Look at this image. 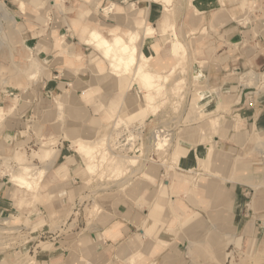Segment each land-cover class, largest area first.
<instances>
[{"label": "crops", "instance_id": "obj_1", "mask_svg": "<svg viewBox=\"0 0 264 264\" xmlns=\"http://www.w3.org/2000/svg\"><path fill=\"white\" fill-rule=\"evenodd\" d=\"M46 2L28 0V5L36 8ZM114 2L135 4L138 8L130 14L131 19L143 23L145 31L163 20L159 6L148 0H65L52 13L54 21L59 18L58 25L46 33H41L37 24L27 25L25 35L14 40L13 61L0 64L4 75L0 78V112L5 114L0 127L3 157L10 158L21 150H39L30 125L45 136L58 137L71 131L94 135L117 110L127 115L143 105L138 85L116 78L110 73L108 59L85 41L92 30L107 28V22L116 33L113 39L122 36L134 45L142 38L140 31L127 33L120 22L98 16V5ZM192 8L202 25L214 31L213 37H203L199 50L206 55L203 63L208 90L204 100L209 101L208 94L216 88L229 111H224L226 120L219 126L215 142L240 161H206L205 165H200L199 158L182 161L185 168L179 170H194L197 186L192 183L189 187L181 176L161 174L156 177L158 184L143 183L128 190L125 197L103 194L97 198L100 212L93 217L91 206H78L74 217L63 224V235L50 236L54 249L36 257V264H184L182 247L193 244L228 245L243 254L257 248L254 252H258V230L264 225V150L260 147L264 144V80L258 77V85L249 87L240 75L258 72L264 77V0H193ZM163 25L157 38L164 34ZM144 28L139 25L136 29ZM155 34L143 38L139 49L158 67L165 63V51H157L160 42L152 37ZM31 58L39 73L36 71L34 78L30 73L18 76L15 67H24ZM124 85H128L130 97L121 96ZM216 110H208V115ZM27 132L32 137L20 140L19 134ZM68 143L62 140L57 146L62 161L56 166L69 168L74 160L81 162ZM33 165L42 167L45 163L34 161ZM53 167L46 178L48 184L56 181L51 178ZM201 167L219 173L211 174ZM5 174L0 175V216L15 218L22 213L19 200L35 196L21 190L22 194L17 193ZM78 181L80 186L82 180ZM51 188L48 185L47 195L54 190ZM72 190L76 195L73 188L69 192ZM69 207L70 203H65L58 211L67 213Z\"/></svg>", "mask_w": 264, "mask_h": 264}, {"label": "rangeland", "instance_id": "obj_2", "mask_svg": "<svg viewBox=\"0 0 264 264\" xmlns=\"http://www.w3.org/2000/svg\"><path fill=\"white\" fill-rule=\"evenodd\" d=\"M64 1L47 0L45 5L31 8L28 5V0H0V7L2 6L9 14L5 16L0 11V64L13 61L15 54V49H13L14 40L18 38V35H23L28 26L37 24L42 31L41 33H46L53 26L58 25L59 18H55L54 21L52 13ZM148 1L159 6L163 19L159 25L149 26V28L154 27L157 30V33H151H156L152 37H158L161 24H164L161 29L164 26H170L166 28L167 30L162 37L157 38L160 42L157 44V46L159 45L157 51H165V60L163 61L165 63L158 67H154V63H151V70L158 73L162 81L157 79L158 88H160L159 91L157 90V95H155L156 91L152 90V94L154 93L153 98H156V101L154 99L151 105L154 108L151 109L146 106L145 96L150 91L147 92V89L144 86L142 87L141 81L134 78L133 75L125 76L121 80H128L133 84H137V92L142 95L143 105L138 110L127 115H121L120 111L117 110L114 117L108 120V124L104 129L95 130L94 135H82V133L78 134L77 131H71L58 137L45 136L37 134L36 127L30 125L28 129L36 134L38 139L36 143L39 150H21L16 152L14 156H10V158H5L0 154V160H2L0 161L1 176H4V173L8 174L10 178L28 176L38 183L36 187L32 188L17 186L12 181L14 188L18 189L16 190L17 193L22 194L21 191H26L34 194L35 197L32 200L30 197L19 200V209L22 210L20 216L15 218L14 216L10 218L0 216V264H36V257H40L42 254L54 249V244L50 242V236L53 233L63 235V224L74 217V211L78 206L86 204L91 206L92 217L100 212L97 198L101 199L103 194L113 192L125 197L128 195V190H132L143 183L158 184L156 177L161 174L166 175V177L181 176L189 187L192 183L195 187L199 182L196 183L197 177L194 175V170L188 172L179 170V168H185L181 165L182 161H192L193 159L199 161V158L203 160L200 165H205L206 161H240L235 159L232 154L225 152L215 142V138L218 136L216 129L218 130L222 122L226 120L223 114L224 111L229 112L228 108L220 100L213 105V109H217L216 114L208 115V110L203 111L202 108V105L207 102L204 100V94L208 90V77L203 63L206 60V55L199 50L200 45L203 44V37H213L214 31L202 25L203 23L198 19V13L192 8L193 0H170L168 4L154 2L153 0ZM112 4L115 5V8L111 12H107L106 8ZM130 4L128 2H125V4L114 2L103 7L98 5L96 12L99 17L103 16L104 20L113 19L120 22L127 33L134 31L142 33V29L137 30L136 28L139 25L144 28L145 25L136 23L130 15L133 14V11L135 13L138 7ZM107 24V28H102L103 31L99 29V32L107 39L112 40L116 33L110 31L111 23L107 22ZM67 30L70 31V27H66ZM141 40V38L137 39L134 45L140 48ZM177 42L181 44V47L179 53L173 54L171 50ZM98 52L102 54L100 50ZM102 56L104 57L103 54ZM29 60L30 62L24 67L20 65L15 67L14 72L18 76L30 73L31 77L34 78L36 71L39 73L40 70L36 61L32 58ZM2 73L3 71L0 70L1 79L4 78ZM252 77L255 79H252ZM258 77L264 80V77L261 74L258 75V72L243 73L240 75V80L244 85L252 87L258 85ZM127 89L128 85H124V93H120L122 97H130V93L127 95ZM216 92L214 90V93ZM156 106L158 109L155 108ZM213 119H216V129L201 134L203 124ZM237 120L236 123H239L240 118ZM3 121L4 118L0 120V127ZM118 121L120 123L117 124ZM134 123L147 127L140 153L115 146V141L120 136V127L122 125L128 127ZM160 128H164L169 132L170 141H166L167 143H163L159 148L155 146L154 133ZM30 137H32L30 132L19 134L20 140L25 138L29 140ZM76 139H84L88 144L97 146L96 152L98 154L95 152V157L90 159L92 162L98 163L96 172H89L88 165L92 162L90 163V160L86 159L87 157L85 158L84 155L77 152ZM62 140H67L70 143L72 153L80 155L81 162L74 160L72 168L63 167V165L56 166L59 161H62L57 148ZM207 145L210 146L211 152L207 149ZM260 147L264 150V144H260ZM184 149L188 153L186 156H181ZM102 153L105 157L102 156ZM133 156H139V158L133 159ZM128 160H135L137 163L133 166L128 165L126 163ZM34 161H42L45 165L37 167L33 165ZM13 162L17 164L14 165ZM118 163L122 164L121 170L116 168ZM52 167L55 168V171L51 173V178L56 181L48 184L46 178L50 173L49 169ZM204 170L211 174L215 172L212 168H204ZM79 178L82 180L80 186L78 184ZM48 185H51L52 190L54 189L51 190V195H47ZM70 188L76 191V195L73 190L69 192ZM78 199L80 202L77 201ZM65 203H70L67 213L58 211ZM54 204L57 206L52 208ZM49 205H52V207H49ZM31 208H33V211ZM76 217H78V214ZM186 224L187 222L184 220L183 226L185 227ZM184 227L183 232L185 234L186 229ZM182 251L184 264H264V225L258 230V252L256 251V253L253 251L251 254H243L239 250L237 251L235 247L228 245L210 247L197 244L184 245Z\"/></svg>", "mask_w": 264, "mask_h": 264}, {"label": "bare ground", "instance_id": "obj_3", "mask_svg": "<svg viewBox=\"0 0 264 264\" xmlns=\"http://www.w3.org/2000/svg\"><path fill=\"white\" fill-rule=\"evenodd\" d=\"M153 1L154 2H159V3L161 2L163 4L170 3V0H153ZM114 8H115V5H111L108 8H106V11L107 12H111V10L114 9ZM154 10H156V9H154ZM0 11L3 12V14H5V16L9 15L7 13V11L4 8H2V6L0 7ZM168 27H170V26L167 25L166 28H168ZM166 28L163 31H161L162 32L161 34L166 32V30H167ZM172 30H173V28H172ZM152 32H157V30L156 29L153 30V28L150 27V28H148L145 31V28H144V31L142 29V34H139V35H142L141 39H143L145 37H148ZM86 39H88V40H85L88 45H93L95 48H97L98 50H100L102 52V54L104 55V58L108 59V61L110 63V68H111V71H112L110 73H112L116 78H122V77H125V76L133 75L134 78H137V79H139L141 81L142 87L144 86L147 89L146 90L147 92H148V90L150 91L145 96V98H146L145 100H146V103H147L146 106L147 107L149 106L148 108L153 109L154 107H152L151 105L153 104V100L154 99L156 101V98H153L154 97L153 96L154 93L152 94V90H155L156 91L155 95H157V92L160 89V88H158L157 79H159L160 81H161V79L159 78L160 75L158 73H155L154 71L151 70V60L152 59L145 57L140 52V49L138 47H136L135 45L129 44L122 36H116L113 40H109L106 37H104L100 32H98L97 30L94 29V30H92L90 32L89 38H86ZM83 43H85V42H83ZM180 47H181V44L179 42L175 43L173 45L172 50H171L173 52V54L179 53L178 51L180 50ZM248 74H250V73H248ZM252 79H255V78L252 77ZM161 89H162V87H161ZM215 90H217V89L215 88ZM216 93L211 91V93L208 94L209 101H207L204 105H202L203 111H207V110L212 109L213 105L215 103H217V101H219V98H218ZM206 95H207V93L204 94L205 97H206ZM155 108L158 109L157 106ZM4 115L5 114H2L0 112V120H2L4 118ZM119 121H121V120H119ZM119 121L117 122V124L120 123ZM121 124H119V125H121ZM203 126L204 127L202 129L201 134H203V133L206 134V133L210 132L211 130H215L216 126H217L216 119H213L211 121L210 120L206 121V123H204ZM217 131L218 130L216 129V133H217ZM156 140H157L156 146H158L160 148V146L163 145V143H167L166 142L167 141V136L158 135L156 137ZM52 143H50V144H52ZM208 145H210V144H208ZM208 145H207V149L210 151V146H208ZM75 146L77 148V152L80 155H84L85 158L87 157L86 158L87 160L88 159L90 160L93 157H95V155L97 153L96 152L97 151V146L95 147V146H93L91 144H88L84 139H78L76 141V143H75ZM70 150H71V147H70ZM187 153L188 152H186V149H184L183 152H181V156H186ZM102 154H103L102 156L105 157L104 153H102ZM136 158H139V156H133V159H136ZM100 159H101V157H100ZM200 161H203V160L200 159ZM91 162L92 161L90 160V163ZM126 163H128V165H132L133 166L137 162L135 160H128ZM88 166H89L88 170H90L89 172H92V173L96 172V170L98 169V163L96 164L95 162H92ZM116 168H117V170H121L122 169V164L118 163ZM123 174H125V173H123ZM11 180L15 183V185L20 186V187L26 186V187L34 188V187H36L38 185L37 181L31 180V178H29L28 176H20V177L14 176L13 178H11Z\"/></svg>", "mask_w": 264, "mask_h": 264}, {"label": "built area", "instance_id": "obj_4", "mask_svg": "<svg viewBox=\"0 0 264 264\" xmlns=\"http://www.w3.org/2000/svg\"><path fill=\"white\" fill-rule=\"evenodd\" d=\"M120 130V136L117 137L115 146H117L118 148L127 149L129 151H134L135 153H140L141 147L144 144V136L147 133V127L139 123H134L128 127L122 125V127H120ZM154 134L155 146L157 144L156 137L158 135L167 136V141L170 140V134L164 128L158 129Z\"/></svg>", "mask_w": 264, "mask_h": 264}]
</instances>
